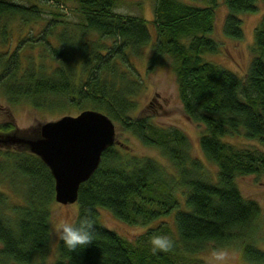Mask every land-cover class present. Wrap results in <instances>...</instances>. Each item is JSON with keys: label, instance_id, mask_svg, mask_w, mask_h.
<instances>
[{"label": "trees", "instance_id": "obj_1", "mask_svg": "<svg viewBox=\"0 0 264 264\" xmlns=\"http://www.w3.org/2000/svg\"><path fill=\"white\" fill-rule=\"evenodd\" d=\"M219 1L152 0L153 37L148 19L115 11L117 0H0V93L8 101L101 110L159 152L138 155L114 144L103 150L98 167L79 185L71 222L78 225L90 210L93 243L70 251L58 240L50 264H175L178 253L153 254L150 244L153 235L170 230L163 216L173 210L184 251H197L207 240L237 239L247 259L264 262L253 242L264 212L235 183L237 175L264 173V149L227 138L242 134L264 143V12L248 67L238 74L203 57L220 48L212 36ZM224 2L222 30L243 37L240 14L256 10L258 0ZM146 44L147 68L163 53L173 57L183 111L203 124L199 144L217 166L214 176L191 154L181 128L136 113L141 81L130 56ZM0 177L30 181L21 202L0 190V264H44L54 200L48 166L28 149L0 148ZM98 207L146 228L131 240L104 225Z\"/></svg>", "mask_w": 264, "mask_h": 264}, {"label": "rangeland", "instance_id": "obj_2", "mask_svg": "<svg viewBox=\"0 0 264 264\" xmlns=\"http://www.w3.org/2000/svg\"><path fill=\"white\" fill-rule=\"evenodd\" d=\"M27 1V0H21ZM199 1V0H198ZM140 2V4L138 3ZM220 0L215 13V29L212 36L219 41L220 48L215 51L206 53V59L223 64L224 67L235 71L238 74H243L248 67L251 57V46L253 44L254 29L257 25L261 14L264 12V1L258 0L257 9L243 12L240 14L242 18L243 37L234 38L225 35L221 28L223 19L226 13V4ZM115 11L122 14L142 15L148 19V24L154 37L155 30L151 26L150 19L152 18V0H117ZM71 15V14H69ZM153 39V38H152ZM141 53L131 55V60L135 66V75L141 81L138 92L135 94L137 114H150L155 122L168 125H175L181 128L188 136L190 142V152L193 156L203 159L206 171L210 175H215L217 166L214 162L205 158L199 144V137L202 133L203 124L193 121L183 111L180 98L178 96L176 75L174 69L173 57L168 53H163L155 65L147 68L148 56L151 53L150 44H146ZM62 108L58 106L52 107H35L27 101L19 100L10 102L4 94L0 93V125L9 123L11 127L6 130L0 128V132L17 131V133L36 134L34 132L38 124L48 120L60 117L63 114H76L80 111L79 108L71 104H63ZM115 131L116 145L121 150L138 155H159L158 150L151 145H147L141 141L130 130L123 128L116 121ZM232 142L240 145L255 144L260 149H264V143H261L256 138H248L242 134L227 136ZM13 148H17L16 144ZM9 145V146H11ZM0 148H8L7 145L0 143ZM24 148V147H23ZM30 181L25 178L22 181H10L7 177H0V190L3 191L5 197L10 202H21L25 192L27 191ZM235 183L238 186L243 196L255 199L261 206L264 212V173H247L237 175ZM78 209V202L61 203L53 200L50 211V233L48 250L44 258V264H50L55 258L57 241L54 236V228L57 224L64 222L71 223ZM99 220L109 228H112L123 236L134 240L146 228V225L138 223H129L116 217L111 211L104 207H98ZM163 216L166 219L169 231H165L161 235H166L169 238L176 239V245L173 251L178 255L175 264H216L212 260L213 250H227L232 258L229 264H264V262H254L247 259L242 253V243L240 240L233 239L228 241L207 240L197 251H184L182 243L176 234V224L173 219V214ZM157 221H154V225ZM253 242L257 247L264 251V220L260 219L256 230L253 233ZM182 253L183 255H181ZM185 255V256H184ZM14 264V263H11Z\"/></svg>", "mask_w": 264, "mask_h": 264}, {"label": "water", "instance_id": "obj_3", "mask_svg": "<svg viewBox=\"0 0 264 264\" xmlns=\"http://www.w3.org/2000/svg\"><path fill=\"white\" fill-rule=\"evenodd\" d=\"M34 130L36 134L0 132V143L16 144L38 155L54 178V199L61 203L77 200L80 183L94 172L103 150L116 140L113 119L94 108L45 120Z\"/></svg>", "mask_w": 264, "mask_h": 264}, {"label": "clouds", "instance_id": "obj_4", "mask_svg": "<svg viewBox=\"0 0 264 264\" xmlns=\"http://www.w3.org/2000/svg\"><path fill=\"white\" fill-rule=\"evenodd\" d=\"M94 231L95 220L91 211L85 210V213L79 219L78 225H73L65 220L55 226L53 236L56 240L63 242L64 246L70 251H75L78 247H86L93 243ZM150 244L153 254L170 252L175 246L174 241L166 235H153L150 238ZM231 259L227 250L218 249L212 252V260L216 264H229Z\"/></svg>", "mask_w": 264, "mask_h": 264}, {"label": "flooded vegetation", "instance_id": "obj_5", "mask_svg": "<svg viewBox=\"0 0 264 264\" xmlns=\"http://www.w3.org/2000/svg\"><path fill=\"white\" fill-rule=\"evenodd\" d=\"M15 145L8 146V148H13ZM14 149H21V148H14Z\"/></svg>", "mask_w": 264, "mask_h": 264}]
</instances>
